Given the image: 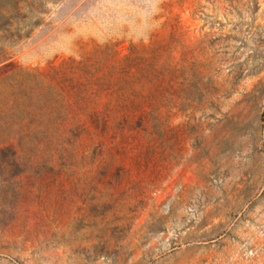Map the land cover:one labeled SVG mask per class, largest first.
I'll return each instance as SVG.
<instances>
[{
    "label": "rangeland",
    "instance_id": "374dc122",
    "mask_svg": "<svg viewBox=\"0 0 264 264\" xmlns=\"http://www.w3.org/2000/svg\"><path fill=\"white\" fill-rule=\"evenodd\" d=\"M0 264H264V0H0Z\"/></svg>",
    "mask_w": 264,
    "mask_h": 264
}]
</instances>
